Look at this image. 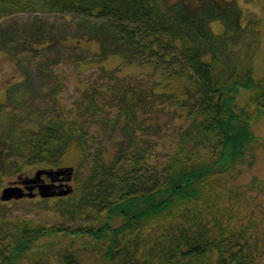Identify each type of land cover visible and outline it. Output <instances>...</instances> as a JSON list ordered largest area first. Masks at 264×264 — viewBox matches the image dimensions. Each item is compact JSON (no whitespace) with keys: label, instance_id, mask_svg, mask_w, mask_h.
<instances>
[{"label":"trees","instance_id":"1","mask_svg":"<svg viewBox=\"0 0 264 264\" xmlns=\"http://www.w3.org/2000/svg\"><path fill=\"white\" fill-rule=\"evenodd\" d=\"M253 4L0 0V17L37 6L79 15L84 30L72 36L74 46L91 54L85 64L106 69L114 62L108 69L116 79L85 90L77 119L39 114L32 127L16 110L21 97L13 98L11 110L0 106V184L40 168L73 166L75 188L42 200L83 220L7 221L10 201H0V264H24L36 256L41 239L68 236L89 239L91 264H264L258 233L264 219L253 215L238 227L237 204L225 203L228 190L221 187L260 144L254 124L264 115V69H256L258 61L264 65V0ZM26 31L23 43L31 51L47 52L59 40L39 29ZM229 41L244 47L233 51ZM130 65L145 72L141 81L121 80ZM52 79L62 90V78ZM104 106L117 110L105 122L106 142L96 143L81 120ZM151 132L157 140L144 139ZM158 138L170 149L153 164ZM59 260L83 264L80 252L67 249Z\"/></svg>","mask_w":264,"mask_h":264},{"label":"rangeland","instance_id":"2","mask_svg":"<svg viewBox=\"0 0 264 264\" xmlns=\"http://www.w3.org/2000/svg\"><path fill=\"white\" fill-rule=\"evenodd\" d=\"M245 1L240 0L243 6L254 5L253 3H257L258 0H248V4ZM81 20V17L74 13H63L38 6L1 14L0 106L3 105L6 110H11L15 107L13 100L21 97L24 103L16 110L18 113H22L19 115L22 118L30 119V126L36 127L39 114L43 119L49 118L51 112L63 114L68 119L79 118V114L83 113L80 107L83 102L85 103L84 93L89 91L95 83H99L101 86L113 84L116 79L111 76L108 68H112L114 62L110 66H105L107 70L98 65L85 64L91 58V54L84 46L75 47L72 36L81 35L83 32L84 26ZM37 29L49 37L59 39L53 42V47L47 52L31 51L26 49L23 43L26 30ZM5 40L6 42H4ZM229 46L233 51H240L244 47L242 42L232 43L230 41ZM3 49H9L13 55L4 57ZM256 69L257 71L264 69L261 61L256 63ZM120 74L124 77L121 80L126 79L129 83L141 81L142 77L146 75L137 65L123 68ZM52 75L62 78L64 82L62 90L56 91L57 82L53 81ZM12 89L15 90L13 97L10 98L8 93ZM116 110L115 107L104 106L100 109V113L91 116L87 122L81 120V123L90 129L88 134L96 137V143L101 140L106 142L107 138H104V132L107 129L105 122L108 117L114 115ZM161 118L164 119V117ZM175 123L179 124V121H175ZM254 128L260 144L254 148L253 156L240 166L234 178L225 177V184L221 186L224 191L228 190L224 199L225 203L229 207L237 204L233 212L238 227L249 223L253 215H258L259 220L264 219V115L258 117ZM170 134L167 138L171 143V139H174L173 136H176V133ZM102 135L104 136L102 137ZM143 135L144 139L157 140L154 132ZM158 141L160 149L151 156L153 164L160 159V155L168 153L170 149L169 142L166 143L161 138H158ZM97 145L92 147L93 152ZM34 173L32 174L34 175ZM82 176L85 174L82 173ZM16 177L17 175L10 180H14ZM10 180H4L2 185L0 184V201H2V190L9 185ZM70 185L75 188L76 181H70ZM42 199V196L37 195L31 198L25 196L6 200L10 202L4 219L11 221L21 218L49 225L83 222L80 217H75L68 211H60L48 206ZM261 224V227L264 228V222ZM262 230L258 233L264 236ZM88 248H90L89 239L85 238L70 236L62 240L57 237L43 238L35 247L36 256L24 264H61L59 255L65 249L80 252L83 264H91Z\"/></svg>","mask_w":264,"mask_h":264},{"label":"water","instance_id":"3","mask_svg":"<svg viewBox=\"0 0 264 264\" xmlns=\"http://www.w3.org/2000/svg\"><path fill=\"white\" fill-rule=\"evenodd\" d=\"M46 174L51 177V182H46L43 175ZM74 174L73 166H63L59 168H40L36 170L33 176H27L26 179L20 180L23 183H32L25 188L19 185V180L13 181L11 184L7 185L1 193L2 200H10L12 198H23L34 197L39 194L42 197L54 196L67 194L73 190V187L68 183L64 184V188L55 184V177L62 176V179L71 181ZM21 179V176H20ZM38 188V192H34L35 188Z\"/></svg>","mask_w":264,"mask_h":264},{"label":"flooded vegetation","instance_id":"4","mask_svg":"<svg viewBox=\"0 0 264 264\" xmlns=\"http://www.w3.org/2000/svg\"><path fill=\"white\" fill-rule=\"evenodd\" d=\"M0 85H1V81H0ZM35 174V173H34ZM33 176V174H30L29 172L28 173H23V174H21L20 176H21V179H20V176H19V174L17 175V177H16V179H14V180H10L9 181V184L10 183H12L13 181H16V180H19V185L20 186H22L23 188H25V190H26V186H28V185H30V184H32V183H23L22 181H20V180H23V179H26L27 178V176ZM43 178L45 179V181L46 182H51V177H49L48 175H46V174H44L43 175ZM70 184V181H67V180H63L62 179V176H56L55 177V184L56 185H58V186H60V188H64L65 186H64V184ZM34 192H38V188L36 187L35 189H34ZM37 195H39V194H37ZM36 195V196H37ZM35 197V196H34Z\"/></svg>","mask_w":264,"mask_h":264}]
</instances>
